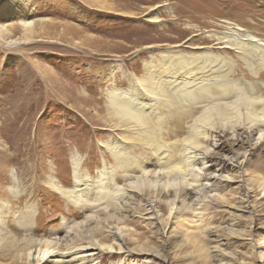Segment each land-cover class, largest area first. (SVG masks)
Here are the masks:
<instances>
[{
  "label": "bare ground",
  "instance_id": "1",
  "mask_svg": "<svg viewBox=\"0 0 264 264\" xmlns=\"http://www.w3.org/2000/svg\"><path fill=\"white\" fill-rule=\"evenodd\" d=\"M159 7L148 12L151 23L161 22L156 12ZM106 9L116 11L111 6ZM223 24L221 30L206 34L208 45L191 48L192 37L184 42L191 41L185 47L189 52L176 44L152 53L140 77L123 76L127 87L111 80L104 107L113 129L104 144L111 160L104 158L101 168L90 173L83 169L82 157L73 154L70 186L53 175L46 178V187L68 208L60 218L61 231L37 237L38 206L27 202L19 207L25 190L12 172L8 194L0 198V249L25 264H101L113 253L142 254L125 246L127 237L128 244L143 245V237H135L127 225L130 218L143 216L142 212L153 225L167 222L170 229L176 222H188L185 215L190 213L199 232L209 237L219 232L218 227L205 224L211 200L228 202L226 195H220L222 184L226 187L249 178L264 201V158L254 162L250 158L264 147V37L238 23ZM21 26L23 36L13 40L6 37L7 24H0L6 45L36 38L35 22L21 20ZM97 42L87 40L85 45L92 47ZM188 59L196 62L184 63ZM121 64L118 61L110 69V79L116 78ZM94 114L98 117L99 111ZM219 137L226 141L217 143ZM227 207L235 209V205ZM236 231L231 229L230 234L240 238L243 233ZM165 237L166 241L170 238ZM223 239L227 237L219 236L217 243ZM219 247L216 256L230 258ZM263 250L254 253L261 264ZM160 261L167 264L165 259Z\"/></svg>",
  "mask_w": 264,
  "mask_h": 264
},
{
  "label": "rangeland",
  "instance_id": "2",
  "mask_svg": "<svg viewBox=\"0 0 264 264\" xmlns=\"http://www.w3.org/2000/svg\"><path fill=\"white\" fill-rule=\"evenodd\" d=\"M157 5L161 22L155 24L148 12ZM21 20L35 22L33 41L8 46L0 37V198L8 194L15 172L25 190L19 207L27 202L38 206L35 231L37 237H48L50 232L61 231L60 218L68 208L46 187V178L53 175L70 186L73 154L82 157L83 169L90 173L101 168L104 158L111 160L104 150L113 136L104 109L111 80L127 87L123 76L140 77L152 53L176 44L189 52L185 47L191 41L184 42L192 37L191 48L208 45L206 34L221 30L223 22L238 23L264 37V0L258 4L256 0H0V24H7L10 31L6 37L23 36ZM87 40L98 42L89 47ZM118 61L121 70L110 79ZM223 141L219 137L217 143ZM218 151L215 153L223 158V152ZM262 156L264 147L252 152L250 158L254 162ZM241 180L221 185L220 195L227 196V203L211 200L205 224L218 227V233L211 232L209 237L200 233L190 213L185 215L188 222H176L170 229L167 222L153 225L142 212L143 216L130 218L127 225L135 237H143V245L128 244V237L125 240L126 248L142 254L113 253L101 264L137 260L161 264L162 259L167 264H261L254 253L264 249V201L249 178ZM227 205H235V209ZM231 229L243 235L230 234ZM164 232L170 236L168 241ZM221 235L227 240L217 243ZM218 246L220 253L230 258L216 256ZM101 260L102 255L99 263ZM0 264L25 262L0 249Z\"/></svg>",
  "mask_w": 264,
  "mask_h": 264
},
{
  "label": "snow or ice",
  "instance_id": "3",
  "mask_svg": "<svg viewBox=\"0 0 264 264\" xmlns=\"http://www.w3.org/2000/svg\"><path fill=\"white\" fill-rule=\"evenodd\" d=\"M256 2H257V4L260 2V0H256ZM193 56H197V55H199L198 53H193L192 54ZM196 61H194V60H192V59H188V60H186V61H184V63H186V64H192V63H195Z\"/></svg>",
  "mask_w": 264,
  "mask_h": 264
}]
</instances>
